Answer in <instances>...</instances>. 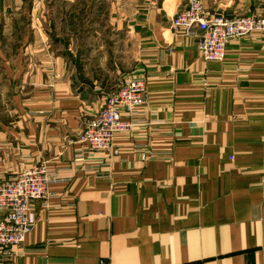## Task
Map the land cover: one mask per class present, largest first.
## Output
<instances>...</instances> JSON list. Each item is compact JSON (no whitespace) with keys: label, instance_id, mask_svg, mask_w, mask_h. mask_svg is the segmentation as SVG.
I'll list each match as a JSON object with an SVG mask.
<instances>
[{"label":"crops","instance_id":"1","mask_svg":"<svg viewBox=\"0 0 264 264\" xmlns=\"http://www.w3.org/2000/svg\"><path fill=\"white\" fill-rule=\"evenodd\" d=\"M41 3L0 0V183L42 163L55 181L0 264H264V32L206 61L173 33L187 0H116L135 43L116 79L143 80L148 101L94 153L78 135L104 97L48 43ZM203 3L264 18V0Z\"/></svg>","mask_w":264,"mask_h":264},{"label":"built area","instance_id":"2","mask_svg":"<svg viewBox=\"0 0 264 264\" xmlns=\"http://www.w3.org/2000/svg\"><path fill=\"white\" fill-rule=\"evenodd\" d=\"M171 24L175 35L196 37L197 48L206 61H222L233 38L264 32L263 17L230 12L210 14L203 0H187V6L176 13ZM147 101L143 80L136 77L120 80L104 105L85 121L78 140L94 153L111 150L115 134L134 128L131 117ZM123 110L129 115H124ZM54 181L53 171L42 163L24 168L0 183V211L6 212L0 218V250L7 257L12 256L14 248L26 240L34 227L31 201L47 199Z\"/></svg>","mask_w":264,"mask_h":264},{"label":"rangeland","instance_id":"3","mask_svg":"<svg viewBox=\"0 0 264 264\" xmlns=\"http://www.w3.org/2000/svg\"><path fill=\"white\" fill-rule=\"evenodd\" d=\"M40 2L36 17L44 37L58 53L70 52L71 48L77 56L76 66L85 67L79 83L97 86L105 100L117 89L120 81L116 72L119 67L126 70L129 61L125 59L135 45L126 26L120 25L124 21L116 0Z\"/></svg>","mask_w":264,"mask_h":264}]
</instances>
